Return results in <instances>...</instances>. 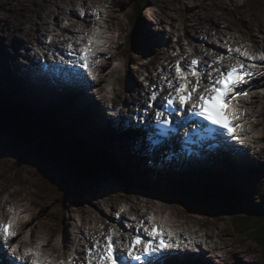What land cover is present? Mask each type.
I'll return each instance as SVG.
<instances>
[{"label":"rangeland","instance_id":"obj_1","mask_svg":"<svg viewBox=\"0 0 264 264\" xmlns=\"http://www.w3.org/2000/svg\"><path fill=\"white\" fill-rule=\"evenodd\" d=\"M21 1L22 0H2L1 2L0 0V18L4 15L5 16L7 15V18H9L8 15L10 14H11V17L13 18L11 22H8L6 20L7 22H3L2 25L0 23V42H2L4 46L6 47L5 53L7 56H11V55L17 56V54L21 52L20 51L21 48L17 45V43H15L16 39L13 34V31H14L13 24L17 25V27L19 28L29 27L30 26L29 22L34 17V15L42 14L45 11L44 9L39 8L40 1H44V0H35L36 4L34 7L32 6L33 0H23L22 2H23L24 7L22 6V4L21 5L19 4L21 3ZM97 1L99 2L102 0H93V2L90 3L89 5L96 6L95 4L98 3ZM129 1H132V0H112L113 4H112V11H111L112 25L114 28L116 26L119 27V30L121 31V37L117 35V40L119 41L120 45L122 42L123 43L126 42V46L128 48L127 51H129L128 53H131L133 50H135V43L137 41L136 40L137 38H134L132 35H134L135 33H139L140 31H142V33L144 34V36L142 37L141 43L145 45V42H146V46L148 49L150 48V44L152 45V47L155 46L156 44L162 45L161 44L162 42H158V41H162L164 38H166V36H168V33H172V36H168V39L171 41V44L173 40L177 38V36H181L185 41L191 38L193 39L202 38L203 37L202 34L196 35L197 31L193 32L192 29L193 27H197V25H201L204 21L210 25H213L210 23L208 14H212L211 16L217 15L215 14V12L225 17L224 23H226V21L235 20L237 24L242 25L241 27L242 30H240V28L238 30H240L243 33L246 30V26L249 25V22H250L249 20H252L250 26H253V27H257V25L253 23L255 22L256 19L260 21L262 19L264 20V0H148V2L146 3V6L144 7V10H145L146 19L150 23L146 22L145 24H143V22H140L143 24V26L140 30H137L136 32L135 28H136L137 15L136 14L131 15L132 12L129 10L128 5H127ZM79 2L82 4L81 0ZM105 5L109 6V2H106ZM227 5L232 8L233 10V12H231L232 14L237 13L239 15V17L241 18L240 20H238L236 17L234 18V15L230 16L229 11L227 9ZM6 6L8 9H6ZM26 9L30 11L31 13L26 12ZM83 10L87 13V8L82 4V6L79 8L82 18L84 16ZM24 13H26V15H23ZM240 14H243V16H240ZM70 18L75 21L78 20L77 22L81 24V19L80 17H78V15L70 17ZM219 18H222V17L220 16ZM1 20L3 19H0V22H2ZM102 20H104V17ZM24 23H27V25L23 26ZM46 23H47L46 20H44L43 26ZM103 25L104 23L102 24V26ZM130 25L131 26L135 25V27L132 28L130 27ZM128 26H129V29H128ZM154 27L158 28V31H157L159 32V34L157 33L158 40L156 39V37L154 38L152 35L153 34L152 32L155 31ZM234 27L235 26L233 25L231 28L228 29V31L231 32L232 30L235 29ZM262 31L264 33V29H262ZM2 32H6V33L3 34ZM125 34L127 37L125 36ZM188 35H190V38ZM236 35L241 37V33H236ZM150 36L152 38H150ZM244 36H245V33H244ZM10 37H12V39ZM129 37L131 41L129 40ZM262 37H264V35L262 36V33H260V38ZM132 39H135V40H132ZM206 42L209 43L210 41L205 40V42L203 43V46L204 44H206ZM225 43L228 44L227 40L225 41ZM210 45H211V42H210ZM23 51L26 52L25 49H23ZM118 52H119V48H117L114 51V54H118ZM151 56L153 55L148 54V52L146 56L144 57L137 56L139 58V65H130L129 69H123V74L129 75V76H135L134 73H137L138 70H140L142 67L147 66L145 64L146 62L149 61V59H151ZM1 57H3V55L0 50V58ZM23 60L24 59H21L22 66H24V63H25ZM116 60L117 61L113 64L112 69H115L117 67V64H118L117 62L120 60L119 55L117 56ZM1 61L3 60L1 59ZM12 62H15L17 65H20V61L19 60L16 61V59L14 60V57L10 59V63L8 67L6 66L4 67V65H1L2 63H0V105H1L0 115H4V113L8 112L9 108H11L9 105V101H14V102L20 103L26 109L30 108L29 109L30 111H28L23 117L26 120L32 122V124L35 125L36 127H37L36 122H39V125H40L39 128H41V124H40V122H42L41 118L46 119L47 123H51V124H48L46 128L41 129L40 132H38L37 129L36 130L33 129L34 126L28 127L23 132H20L19 134L16 133L14 135V138H15L14 139L13 137H11V135H8L4 132V130L8 132L12 131L11 128L9 129V126H7V129H4L6 128V126L5 127L2 126V122H0V174L2 173L0 176V183H5L4 186L7 185L8 189L9 188L13 189L14 192H16L17 186L26 185L27 187L33 189L35 194L39 196L37 197L35 195L37 198H39V200L40 198L42 199L47 198L45 199V204L47 202V206H45L46 210L44 212L41 213V207L34 205L35 212L41 213V216L39 217L40 220L35 221L36 225L41 224L42 228H45L47 230L51 229V230H60V231H63V230L70 231L73 221L77 222L80 218H82L83 209L89 208L91 207L92 204H96V203H97V206L103 211H107L105 210V208L107 207L111 208L109 205H106L104 206L105 208H103V206L100 204L107 197L109 196L114 197L113 193L122 189V186H119V184L124 183V181H121V177L117 179L114 176L115 171H120L123 174L126 173V175L130 176L131 180H133V178L136 180L138 178L132 177L131 175L132 173L134 175L136 173V168L134 167L135 164L127 163L128 162L127 156L124 155L123 152H121L117 148L116 146L117 141L113 137L111 136L107 137L105 136L106 134H103V136H101L95 133L96 129L90 127L89 125V113L88 112L72 111L69 107L65 108V106L63 105V111L66 112L67 115L71 117V120L73 121H75V119L79 117L81 113H87L86 118H84L81 121L78 120L77 127L70 128L73 126L71 120L69 122L66 120L65 121L61 120L60 112H53V113L49 112L50 113L49 116H43V112L40 111L38 108L39 106L38 107H28L24 103V101L22 102L19 99V97L16 94L12 95L11 93L13 91L19 90V92H22L23 90H26V87L24 85H21V87L16 85L20 83L17 82L15 77L13 80L12 75H11L12 78L9 79V83H6L4 81L6 71L8 70V68H10V64ZM3 63L5 64L6 62H3ZM107 65L110 66V62H108ZM261 67L264 68V63H261ZM190 79H194V78H190ZM11 81L13 83H11ZM132 81L133 79H131L130 84L133 87L134 85L132 84ZM23 83H25V81ZM138 86L139 85H137L136 90L138 89ZM109 89H112V88H109ZM136 90L135 92H137ZM114 94H118V90L113 88V91H110V96L113 97ZM33 97L37 98L39 97V94L35 93ZM94 98H96L95 95H94ZM98 100L99 99H97L96 101L95 99L97 103L102 104ZM101 108H102V105H101ZM11 114H13V116L16 117L14 119L21 120V119H18L19 117L15 115V113L13 112H9L8 116ZM31 115L32 116L34 115L35 119L38 118V120H36L35 122V120L33 119ZM262 115H263L262 113L259 114L257 118L258 120L257 126H256L258 129L257 133L264 132V124L263 126H261L262 123H264V117ZM52 119H55V121L48 122ZM54 124H57L59 127L55 128ZM59 129L61 131V133H59L61 140L64 139L63 134L65 132L71 133V131H74L75 134L77 135L75 136V139L78 142L80 141L82 142L83 146L81 145L80 149H82L85 155L87 156L88 154L92 155V153L95 150L102 149L104 147H109L112 151H116L117 155H115L114 153H111L110 156L108 157L105 156L104 158H102V156L101 157L97 156L98 160L102 162H104V160L109 161L108 163L110 165H112V162H114L115 164H118L119 161H121L122 167L119 165H115L113 168V172H112L108 164L100 163V166H99L100 170L97 168H94V166H92V169L97 174H101L100 179L102 183L96 177L95 178L93 177L95 176L93 172H91L90 178L85 179V176H83V174L80 172L81 168L79 170H76L79 164L72 161V158H70L71 154L70 155L68 154L70 152L69 149L67 147H62L65 149V151L59 150L58 149L59 144L56 142V140H53L52 138H50L53 140V142H56L58 144V146L54 149L52 147V144L50 143L51 141H49V139L47 138L49 136V133L56 134L57 132H59ZM87 131L91 132V135H89ZM42 132L44 133V135L42 134ZM24 137L26 138L33 137L35 140L40 139L41 141H43L41 139L43 138L45 140L42 143L40 141H37V142L34 141V143L37 146L40 145L42 148L44 147V149H46L43 152H41V155H39V156H42L41 158H44V159H40L37 153H34V154L29 153V158L27 157L28 154L25 153L27 151L26 150L27 147H26ZM16 140H19L20 142H17ZM72 141L74 140L72 139ZM103 142H105V146H103L104 145ZM95 143H98L101 147L98 148V147L92 146V144H95ZM262 143H263L261 145L262 151L264 152V139L262 140ZM20 152L23 153V156L26 158V161ZM72 154H75V152ZM93 157L94 155L92 156V158ZM31 158H33V160ZM261 159L262 161H264V155L261 156ZM95 166L97 167L98 165H95ZM251 169L253 170L251 174L247 173L245 175V173L244 174L242 173L243 176L240 175L237 179V182H233L234 177L231 179H228L222 176V179H220V174H214L213 179L211 180L205 179L203 182L200 181L201 184L202 183L204 185L206 184L205 188L211 186L209 185V183H212L214 185L213 193L217 194V198L222 199V200H227L228 204L230 203L231 204L229 206L219 205V208L214 207V210L212 211L213 214L212 213L210 214L209 212H207L205 214L199 213V215L198 214H195V215L201 216L202 218H206L211 222L214 220L220 219L219 221L220 225L218 228H208L205 230L206 231L215 230L216 233L221 231V229L224 230V235L220 233L221 235L219 236L225 239L229 245L240 248V251H241V253L239 254H232V253H229L227 250H222L220 252H217L218 259L215 256L214 257L215 260L224 261L223 257H227V255H229L226 258V260L232 262L231 264H235L233 261L238 260V259L242 260L241 264H264V244H261L258 240L259 235L262 232H264V223H261V221L264 222V213H261L260 211L256 210L257 206L258 208L260 207L264 208V202L256 203V201H260V200L264 201V163H262L258 168L255 164L254 168H251ZM4 172H6L7 176H13L14 173L16 175L19 172L21 175L25 176V181L15 182L14 181L15 178L16 180H20V178L19 177L17 178V176H15L14 178L9 179L6 176H4ZM8 172H10V174ZM235 175L237 174L235 173L234 176ZM251 177H254V178H251ZM122 178L125 179L126 177L122 176ZM47 180H49L50 185L47 183ZM207 181H211V182H207ZM12 182H15L16 185L9 184ZM135 182L141 183L139 180L138 181L136 180ZM198 186L199 185H197V187ZM186 187H190V186L186 185L184 188ZM197 187L193 186V187H190V189L191 188L197 189ZM215 187H217V189ZM20 192L23 196H20L15 193V197L17 198L23 197L25 199L26 198L30 199L29 195H27L23 191H20ZM64 192H67L69 195L73 196V200L75 203L79 202V198H80V202L82 204H64L65 200H64V195L62 194ZM137 193L141 194L138 191L129 192V194H132V195H135ZM239 193H240L239 198L241 199L244 205H240L236 202V199L239 196ZM117 195L119 196L118 197L119 199L117 200H120L124 197V193L115 194V196ZM184 196H186V193ZM0 197H2V195H0ZM50 198L54 202L53 204L51 200H49ZM130 201L135 203L136 200L134 198H130ZM13 202H15V200H10V201H7V199L5 200V204L7 205ZM49 202L51 203V206H49ZM136 202L139 203V206H142L143 204L146 203V200L144 198H141V201H136ZM215 203L219 204V202H217L216 199H215ZM171 206L173 205L163 206L162 210L165 211L164 213L160 211L159 207H155V205H153L154 208L152 211H155L153 214L161 215L167 220L171 219L172 221H175L176 219H179L180 221L183 222L184 218H181V217L177 218L173 214L172 209L173 208L184 209V208L180 206L178 207L177 206L171 207ZM190 206L192 209L197 210V212L202 211V208H200L198 204H196V206L194 207L193 203H191ZM227 207H230L231 209H233V214H231V210H229V208ZM261 211H264V209H261ZM135 212H139V211H135ZM218 213L222 217L220 216L217 217ZM250 217L252 218L253 222L259 223L255 225V229L247 228L246 219L247 220L249 219L251 221ZM238 220H242V223H240ZM39 221L41 223L37 224V222ZM244 224L245 226H243ZM253 225L254 224L251 223L250 226H253ZM183 227H185V224L183 225ZM77 228L82 230V228H80V225H78ZM48 233L50 235H53L52 231H48ZM213 263L214 262H211L210 264H213ZM224 263L225 261L223 262V264Z\"/></svg>","mask_w":264,"mask_h":264},{"label":"bare ground","instance_id":"obj_2","mask_svg":"<svg viewBox=\"0 0 264 264\" xmlns=\"http://www.w3.org/2000/svg\"><path fill=\"white\" fill-rule=\"evenodd\" d=\"M34 1L35 0L32 1V3H33L32 6L33 7L36 4V1L35 2ZM79 1L80 0H44V1H40L39 8H42L45 11L42 14L34 15V17L29 22L30 23L29 27L19 28V27H17V25L13 24V27H14L13 34H14L15 39H17V36L23 37L22 39H20L21 42H19L17 45L20 48H22V50L23 49L26 50V53L24 52L26 54V56H25V59L23 60L25 62L24 66L21 65V61H20V65H17L15 62H12L10 64V68H8V70L6 71V75L4 77V81L6 83H9V79H11L12 76H13V80H14V77H15V79L17 80L18 83L20 82V83H22L24 85L26 84L25 78L28 79V76H27V67H28L27 63H30V61H36L37 60L36 56L33 55L32 52H35V49L37 47L40 48L43 45H45V43H46L47 39L49 38V36L53 35L52 31L53 32L56 31V30H53L54 26L52 25L51 22H50L51 23L50 24L47 21L46 17L47 18L53 17L52 20H54V21L58 20L59 24L63 25L62 26L63 28L61 29V31L55 32V34H54V37H55L54 41L55 42L58 39L62 38L61 32H66L67 34L71 35V32H75L76 30H80V29L82 31L83 28L89 27L87 25H84L85 22H88L87 20L85 21V16L87 15V13L83 10L84 16L82 18L81 14H76L74 12L77 11L78 7L80 8L82 6V4L87 8V5L92 3L93 0H81L82 4ZM1 2H2V0H1ZM89 6H92V5H89ZM6 9H8L7 6H6ZM88 10L89 9L87 8V11ZM23 15H26V13H24ZM77 15L81 19V24H79V22H77L78 20L75 21V20L70 18V17L77 16ZM240 16H243V14H240ZM8 17L9 18H7V15L6 16L4 15V16H2L0 18V19H3V20H1L2 22H0L1 25H2L3 22H7V21L11 22V20L13 19L11 17V14L8 15ZM212 17L216 18L213 21V23H214L213 26H208L209 24L206 23L205 21L201 25H198V30L201 32V34H205L204 36L207 35L206 36L207 37L206 40L211 42L210 47L206 51L208 54L214 55L215 52H217V51H219V52L221 51L223 53H226L227 50H228L227 48L230 47V44H232L234 47H237V49L239 48L241 50V52H245L246 51L250 55H252V54L256 53V50H258L260 52V56L264 55V37L260 38V33H262V36L264 35V33L262 31V29H264V25H263L264 24V20L263 19L261 21L256 19L255 22H253L254 24L257 25V27H253V26H250V25L246 26V30L244 32L245 36H246L245 37L244 33L240 31L242 29L239 26L237 28H235L234 30H232L231 32L228 31V29L231 28L233 25L234 26L237 25L235 22H234V24L232 22H229L228 28H227V27L224 26V23L222 22L223 19L219 18L220 17L219 15H214ZM6 19H8V20L6 21ZM44 20H46L47 23L43 26V21ZM101 21H103V20H101ZM249 21L252 22V20H249ZM68 22H70V23H68ZM27 23H24L23 26H26ZM114 26H115V24H114ZM103 27L107 28V26L103 25L102 29H103ZM115 28H116V32H117V30H119V27L116 26ZM154 28H155L154 29L155 31L154 32L150 31V32H152L153 33L152 34L153 37L154 38L156 37V39L158 40V38H157V33L159 34V32H157L158 28H156V27H154ZM239 28H240V30H238ZM192 31L193 32L197 31V27H193ZM2 33L4 34L6 32H2ZM236 33H241V37L236 35ZM84 35H86L87 37H97L100 41H102V43L93 44V48L96 49V56L93 58V63H92V66H91L92 69H93V73L94 72L98 73V77H100L101 66L99 64V59L101 58V52L104 50L105 46H108L111 49H115V48H117V45L115 47L112 45L110 37L108 35H105L104 31H102L100 29V27L97 28L96 33H92V32L87 31V32H84ZM171 36H172V33H171ZM10 38L12 39V37H10ZM150 38H152V37L150 36ZM226 40H227V43H228V44H226L227 46L224 44ZM158 42H162L161 44H164L166 42V38H164L162 41H158ZM87 43H88V38L83 39L81 46L84 47ZM206 44H208V43L206 42ZM0 50H1V53L3 55V57L0 58V63H2L1 65H4V67L5 66L8 67L9 63H10V59L13 56L11 57V56H7L6 55V53H5L6 47L4 46V44L2 42H0ZM141 50H144V55H146L147 52L149 51V49L146 46V42H145V49L141 48ZM194 51H196L195 54L198 55V59L201 60L200 56L205 54V52L197 51L196 48H194ZM183 52L185 54V50ZM186 54H190V53L187 52ZM162 55H163V49H161L159 51V54L157 52L155 53V57L156 58H159V57L161 58ZM240 57L241 58H247V57L242 56V55H240ZM1 59L3 61H1ZM15 59H16V61L18 60L17 58L14 57V60ZM113 59H114V56L112 57V59L110 61H106L105 62L106 66H108L107 65L108 62H110V65H111ZM3 62H6V63L4 64ZM226 62H229L228 58H225L223 63H226ZM259 65L260 64H258V66ZM69 68L71 70H74L75 72H76L77 69H79L74 64H69ZM260 74H261V76H260V79L257 82V86L253 84L254 85L253 90L250 91L251 94H252L253 100L251 102L249 100L248 101L246 100L245 101L246 103L243 102V108L245 110V113L242 116V123H243V126L245 128L248 126V128L250 129L251 141H256V143L261 146L263 144L262 140L264 139V134H263V137L260 136V133H257L258 129H257L256 126H257V121H258L257 118H258L259 114L262 113L263 114L262 116L264 117V110L263 109H259L257 107L254 109V106L258 105L257 101H259V100H261V103L264 104V68H262V67H261V73ZM76 77L82 79L80 76H76ZM111 77H116L115 78V82H120V76H116V75L112 76V73L107 74L106 80L111 78ZM125 78L127 79V77H125ZM128 79H129V77H128ZM45 80H47V77H43V78H40V79H38V78L35 79L36 83L39 84V85H44ZM24 81H25V83H23ZM28 81H29V79H28ZM11 83H13V82L11 81ZM34 87H37V85L34 86ZM48 87L50 89L49 95L51 97H56L57 98L55 100V103L46 104V103L40 102L39 100H34V101H32L30 103V107H36V106L40 107L43 104V106L46 109H49L51 113L60 112L61 120H63V121L66 120L68 122L71 120V117H69L67 115V113L63 111L64 103L67 102L64 105L65 108L69 107L72 111L88 112L89 113V125H90V127L96 129L95 133L98 134V135H101V136H103V134H106L105 136H107V137H109V136L113 137L117 141V143H116L117 148L121 152H123L122 149H121V144H122V142H124V144L126 145V141L125 140L129 139L130 137H129V135L127 133H124L125 132L124 131L125 128L120 123V121H116L114 119V123L111 122V127H110V125H108L107 115L105 114V111L102 109L104 106H103V101H102V99L100 97L91 98L95 94H92L93 96H91L90 95V91L87 90L86 91L87 92L86 95H90V96L84 95L85 98H86L85 101L87 102V105H86V103H83L80 100V98L84 97V96L82 97L81 95L85 93L86 88L82 89V91L80 92L78 97H74V95L76 93L74 90H70V91L69 90H66V91L62 90V89H64V87H61L60 85H58V83H56V85L48 84ZM100 87H103V82L100 85ZM131 87H132L131 84H129V87L128 86H117L116 88H114V89L118 90V96H117L116 100L113 99L110 95L105 98V100H106L105 101V103H106L105 107L107 108V110L110 113L113 112V109H114L115 113L118 114V117L122 118L121 114L124 111H126V109L120 103V101H122V100L127 101L128 99L132 98V96L135 97V95L131 94V91L133 90L132 89L133 87L132 88ZM243 87H244L243 90L246 91V89H247L246 84ZM65 88L68 89V87H65ZM137 91H140V87L139 86H138ZM37 92L40 93V91H37ZM1 94H3V93H1ZM49 95H44V99L47 100ZM95 99H96V101H97V99H99V102H101L102 104L97 103L95 101ZM26 102L27 101L24 100V103H26ZM80 103L82 105H80ZM101 105H102V108H101ZM79 106H82V107L80 108ZM10 109L11 108H9V110ZM39 110L43 112V109H39ZM176 115L178 117V114H176ZM4 117H6V116L0 115V122H2V126H4V127L6 126V128H4V129H7V126H9V129L11 128V130L13 131L14 129H12L11 122L6 120ZM32 117L35 120V122H36V120H38V118L35 119L34 115ZM37 117H39V116H37ZM86 117H87V113H81L80 116L75 119V121L71 120L73 126L70 127V128L77 127L78 120L81 121V120H83ZM259 118H261V117H259ZM41 119H42V122H40V124L41 123L43 125L51 124V123H47L46 119H43V118H41ZM102 120H103L104 128H101V127H99L97 125ZM53 121H55V119H52V120H50L48 122H53ZM113 124L117 127V130L120 133H123V135H119V134L115 133L114 128L112 127ZM36 125H37V127L35 125H33L34 126L33 129H35V130L37 129V131L40 132L41 129L39 128V126H40L39 122H36ZM54 125L56 127H59L57 124H54ZM122 130L124 132H121ZM243 131H245V130H243ZM87 132H88L89 135H91V132H89V131H87ZM66 133H69V132H66ZM74 133H75L74 131H71V133H69L70 135L68 134L69 137H70V140L74 139V137L71 136V135H74ZM17 134H19V133H17ZM112 134H114V135H112ZM207 136L209 137V134ZM24 138H25V140L27 138H32L33 141L37 142V140H35L33 137H27V138L24 137ZM133 138H136V137H133ZM98 139H100V138H98ZM119 139H122L123 141H120ZM240 140H242V139L240 138ZM103 143H104L103 146H105V142H103ZM239 144H240V142H237V144H232V145L233 146H237ZM92 146L98 147V148L101 147L98 143L92 144ZM135 146L139 147V151H142V150L145 151L146 150L145 145L143 147H140L138 145H135ZM227 146H229V145L227 144ZM240 147L242 148V147H245V146L242 144ZM249 147H250V149H249V151H250L249 152V158L250 159L249 158L243 159V157H241V159H239L240 155L243 154V149L240 150V155H235L233 153L232 149H228V150H226L227 151L226 155H225V152H221V155H224V159H223V157H221L219 155H217L219 157L215 156V153H213V154H209V158H207V160H209V161L214 163V165H215L214 168H216L215 169V174H220V179H222V176H224L225 178H228V179H231V178L234 177L233 182H237L238 177L240 175L243 176V174H244V173L242 174L241 172H239L238 168H236L235 165L237 163H239L240 167H241L242 163L247 165V161L249 160V164L252 165L251 166L252 168H254L255 164H256V166L258 168L262 163H264V162H262V159L257 156L258 154H261V151H262L261 148L255 146V144H254L253 151H252L251 150V145ZM111 153H114L115 155H117L116 151H112L109 147H104V148L100 149V153L98 154V156L99 157L100 156H103V157L107 156L108 157V156H110ZM93 154L94 153H92V155L89 158L90 162L93 161V158H92ZM253 154H256V156H254ZM127 161H128L127 162L128 164H132V163L135 164L134 167L136 168V173H135V175L132 173L131 174L132 177H137L138 179H136V180L137 181L139 180L141 182V183H138V184L143 186V187H146L148 189L155 190V189L158 188L160 191H162L163 188H166L167 186L172 184L176 179H178L179 176H181V175L173 176L174 179L172 180V182H170L168 180V176H165L164 174H162L161 170L159 168V167H161L160 165H164L165 168H168L169 165L165 164L162 160H160L159 157L152 159V161H154V163L156 164V169L153 172V176H148V174L146 173V170L148 168L147 165H148V161H149L147 158L141 159V163H137L136 161H132L128 157H127ZM99 162L102 164V163H106L108 161L104 160V162H102V161H99ZM219 162H223L222 165H225L227 163L228 165L226 167H228V168H225L224 170H221V168H220L221 164ZM233 162H236V164H232ZM259 162H261V163H259ZM127 163H126V165H127ZM95 165H98V164H96V163L92 164V165L90 164L89 167L90 168H92V166L96 167ZM115 165H119V166L122 167L121 161H119L118 164H115L114 162H112V165H111L112 166V169H111L112 172H113V168H114ZM209 166H210V162H204V163L201 164L196 159L194 161L191 160L190 163L186 167L190 171H192V172H194L196 174H191L190 176H188V178L183 183H180V185H182L183 188L186 185H188L190 187H193V186L197 187L196 183L199 182V184H198L199 186L197 188H199V187L201 188V186H204V184L203 183L201 184L200 181L203 182L205 179L207 180V177L212 175V174L206 173V172H205V174H202V173H204V170L207 167H209ZM237 167H239V166H237ZM178 168H180V166ZM117 172L121 173L120 171H115V175L114 176L117 179H119V177H121V181H124V182H135L136 181L134 178H133V180H131L130 176L126 175V173L125 174L121 173L122 174L121 175V174H119ZM181 172H182V170H179V173H181ZM252 172H253V170L250 168L248 171L245 172V175L247 173L251 174ZM8 173L10 174V172H8ZM39 173H40V171H39ZM235 173L237 175L234 176ZM1 174H0V176H1ZM4 176H6L9 179L10 178H14L15 176H17V178L19 177L20 180H16V178H15V180H14L15 182H23V181H25V176L21 175L19 172L16 175L14 173L13 176H7L6 172H4ZM122 176H124L126 178L124 179V178H122ZM90 177H91V175L89 176V178ZM93 177L95 178V176H93ZM202 177H203V179H202ZM9 179H8V181H9ZM211 179H212V176L209 177L208 180H211ZM15 182H12V183H9V184H15L16 185ZM207 182H211V181H207ZM47 183L50 185L49 180H47ZM135 183H137V182H135ZM4 184L5 183H0V186H1L0 187V195L7 194V196L9 197V199H7V201L15 200V193L20 195V196H23L20 191H23L24 193H26L27 195L30 196V199L26 198V200L28 201L29 206L25 207V211H23V215H26V216H29V217H27L28 221L25 224L22 225V228H26L27 227V228H29L30 232H33V237H34L33 241L36 240V242H32L34 247L36 246L37 243H39L41 246H43V250L45 252H47L48 254H50V255L61 254V253H63V249L69 247V245H71L73 242H75V240L79 236L82 237V238L87 237V234H86L87 230L86 229H85V231L83 230V232H84L83 234H80V233L77 232L78 228L76 226V222H74L73 220H72L73 223L71 222L72 223V227H71L70 231L63 230L65 232L60 231V230H51V229L47 230L45 228H42V225L39 224V223H41L40 221L37 222V224H39V225H36L35 221L36 220H40L39 217L41 216V213L46 210L45 206H47V202L45 204V199H47V198H45V199L40 198V200H39V198H37L39 196L37 194H35L33 189L27 187L26 185L17 186L16 192H14L13 189H10V188L8 189V186L7 185L4 186ZM2 187H4V188H2ZM52 187H53V185H52ZM190 187H186V188L190 189ZM58 188H59V186H58ZM5 191H7V193ZM200 194H202V193H195V195H200ZM113 195H114V197L110 196V197H107L105 200H103V202L104 201H108V204L111 207V208H109V207L105 208L103 206V208H105V210H107V211H103L102 209H100L97 206V203L96 204H92L91 207H89V208L83 209V215H82V220H81L82 223L80 224V228H82L85 224H88V223L99 222L101 220H105V218H107L112 211L121 212L123 207L126 206V205H129V206H128V209L125 210L124 213L122 214L123 218L125 217L126 213L139 211V208L141 206H139V203L136 202V201H141V198H134L136 200L135 203L130 201V198L132 196L133 197H141L142 194H138L137 193L135 195H132V194L127 193V197L124 200H122L121 202H117V203H114V201L119 196H115L114 193H113ZM144 199L146 200V203L144 204L145 206H152L153 207V205H155V207H159L160 208L161 212L165 213V211L162 210V207L163 206H167L168 205L167 203H165L164 201L159 202V201H156V200H151L150 198H144ZM213 199L214 200H212V202L215 201L216 197L214 196ZM49 200H51V198ZM216 201L220 203L223 200L222 199H220V200L216 199ZM51 202H52V204L54 203L52 200H51ZM79 202H80V198H79ZM230 204H227L226 206H229ZM34 205H37V206L41 207V213H39V212L36 213L35 212ZM49 206H51L50 202H49ZM174 206H177V203L173 204V206H171V207H174ZM214 207L219 208V206H216V205H214ZM227 208H229V210H231V214H233V209H231L230 207H227ZM8 209H9V205L5 204L3 207L0 208V213L6 211ZM150 212L153 214L155 211L150 210ZM172 212L177 218H180V217L184 218V221L182 222L179 219H176L175 221H172L171 219L167 220L163 216L155 214V215L158 216L156 218V221L161 226L165 225V226L170 227L171 229L173 228L175 230V232L181 236V238H183V236H185V235L193 233V232H190L192 230L190 228V226L200 227V228H202L201 231L205 232V229L218 228L219 225H220V222H219L220 219H217V220H214V221L211 222V221H209L206 218H202L201 216H198V215H195V214H190L185 209H182V208L181 209L173 208ZM29 213H30V215H29ZM137 213H139V212H135V214H137ZM101 217H102V219H101ZM217 217H219V216L217 215ZM143 218H145V215L143 216ZM21 220L24 221L23 219H21ZM184 224H185V227H183ZM122 225H123V221H122ZM48 231H52L53 235H50L48 233ZM38 232H40L39 235H36ZM220 233H222L224 235V230L221 229V231H219L218 233L210 234L211 239L216 234L219 236ZM41 234H43L42 237H41ZM208 234H209V231H208ZM122 235H124V234L120 233V237ZM120 242H121V240H120ZM55 243H57V248L52 247L53 245H55ZM212 243L215 246H208L207 244L203 243L204 244L203 253L198 257V260H201L203 264H210L211 262H213V258H208V256L205 255L206 251L210 253L211 257L216 256L217 259H218L217 252H220L222 250H227L229 253L233 254L234 252H237L238 249H239L238 253H241L240 248H238L236 246L229 245L227 243V241L225 239H223V238L220 240V243H221L220 246H216V245L219 244V242H217V241L212 240ZM58 245H59V247H58ZM92 245H91V247H92ZM121 246L122 247L124 246V244L122 242H121ZM73 251H74V248H73ZM0 256H1V254H0ZM226 258L227 257H223V259L225 261L224 264H231L232 262L226 260ZM178 262H179V259L175 258L173 260L172 264H179ZM218 263L219 264H223L222 262H218Z\"/></svg>","mask_w":264,"mask_h":264},{"label":"snow or ice","instance_id":"obj_3","mask_svg":"<svg viewBox=\"0 0 264 264\" xmlns=\"http://www.w3.org/2000/svg\"><path fill=\"white\" fill-rule=\"evenodd\" d=\"M98 43H102V41L97 37H88V43L79 49L78 53L75 51L70 53V55H75L77 61L81 62L80 67L85 71L91 67L93 58L96 56V49L93 48V44ZM68 47L72 48V45L69 44ZM229 51L231 52L232 49H229ZM235 51L240 52L242 56L247 57L249 60L255 61L258 59L246 51L241 52L239 48ZM228 59H232V57L229 56ZM259 59L264 60V55L260 56ZM224 60L225 57L221 55L215 63L222 64ZM199 64V59H193L191 61V69L185 70L178 61L175 65V79L178 83H174L168 80L167 76H164V80L167 81V88L172 90L165 97L167 106H190L194 116L226 130L233 139H239L236 129L243 126L236 123V121L241 119L242 115L238 101L240 95L247 97L249 93L247 91H238V89H240L241 85L248 83V78L253 75L251 69L255 68L256 64H245L237 59L226 71L216 68L215 72L219 73V75L212 77L209 74L210 78L204 84H202V73L198 70ZM190 78H194V80ZM156 95L153 92L150 99L155 100ZM162 117H164L163 111L156 112V120L161 121ZM162 122L171 123L170 120ZM132 219L136 218L132 217ZM149 219L152 221L150 227L146 226L145 222L141 220L138 222L136 231L139 232L140 229H143L146 236L151 239L146 240L140 235H136L128 245V257L134 261L143 262L145 256H152L153 254L180 247L179 243L173 240L174 234L155 222V216H150ZM15 228L16 221L14 217L8 219L6 223H0V237H2L4 245H8L10 240L15 241L17 236ZM116 234L115 229L110 230L105 242L97 241L95 252L92 249L88 250L87 264H128L127 257L122 252L118 253L117 245L119 242L114 240ZM137 248L140 251H137ZM12 250L16 252L22 251L19 259L26 262V264H52V260L42 252L39 243L34 248L21 250V245L18 242H14ZM59 264H65V262L60 261ZM148 264H152V262L148 261Z\"/></svg>","mask_w":264,"mask_h":264},{"label":"trees","instance_id":"obj_4","mask_svg":"<svg viewBox=\"0 0 264 264\" xmlns=\"http://www.w3.org/2000/svg\"><path fill=\"white\" fill-rule=\"evenodd\" d=\"M145 1H147V0H145ZM132 2H133V0H132ZM133 9L135 10V12L138 14V15H140V11H141V8H140V5L138 4V1H136V4L133 6ZM132 13H133V11L132 10H130ZM130 11H128V12H130ZM132 13H131V15H132ZM139 44H135V49H137V47H140V46H138ZM45 127H43V129H44ZM55 128H56V126H55ZM59 133H61V131H60V129H59V132H57L56 134H49V136L47 137L48 139H49V141H51L50 143L52 144V147L53 148H56L57 146H58V144H59V150H64L65 151V149L64 148H62V147H67L68 149H69V155H70V158H72V161H74V162H76V163H78L79 164V166H77V170H79L80 168H81V173L83 174V176H85V179L86 178H89V176L91 175V172L93 171V169L92 168H90L89 167V165L91 164L92 165V162H90V154H88V156L87 155H85V153L83 152V150L82 149H80V147H81V145H82V142L80 143V142H78L76 139H75V136H77L75 133H74V135H71V136H73L74 137V141H72V140H70V137H69V135H68V133H64L63 134V136H64V139H60V135H59ZM43 134V133H42ZM66 137V138H65ZM50 138H52L53 140H56V142L58 143H56V142H53V140L52 139H50ZM37 139H39V138H37ZM43 141H45L43 138H41ZM70 141V143H69V141ZM37 141H40L41 143L43 142V141H41L40 139L39 140H37ZM64 144H65V146H64ZM56 145V146H55ZM83 146V145H82ZM26 152L25 153H27L28 154V156H27V154H26V156L29 158V153L30 154H34V153H37V154H39V155H41V152H43L44 150H46V149H44V147L42 148L40 145L39 146H37L36 147V145L34 144V145H32L31 147H27L26 148ZM46 152V151H45ZM75 152V154H72V153H74ZM21 153V152H20ZM23 153H24V151H23ZM23 153H21V155L23 156ZM24 157V156H23ZM99 157V156H98ZM101 157V156H100ZM25 158V157H24ZM39 158L40 159H44V158H41L40 156H39ZM102 158H104L103 156H102ZM94 159V158H93ZM25 161H26V158H25ZM95 168V167H94ZM90 171V172H89ZM94 172V171H93ZM215 202V201H214ZM261 202H264V201H262V200H260V201H256V203H261ZM216 206H218V205H216ZM256 206H257V204H256ZM261 209H264L263 207H260ZM260 208H258V206L256 207V210L257 211H260L261 213H264V211H261V209ZM236 215V214H235ZM250 219H251V221L248 219H246V221H247V228L249 229V228H253V229H255V225L256 224H259V223H255V222H253V220H252V218L250 217ZM240 223H242V220H238ZM251 223H253L254 225L253 226H250L251 225ZM261 223H264L263 221H261ZM243 226H245V224L243 225ZM258 240H259V242L261 243V244H264V232H262L260 235H259V237H258Z\"/></svg>","mask_w":264,"mask_h":264},{"label":"water","instance_id":"obj_5","mask_svg":"<svg viewBox=\"0 0 264 264\" xmlns=\"http://www.w3.org/2000/svg\"><path fill=\"white\" fill-rule=\"evenodd\" d=\"M6 120L11 122L12 125V129H14L13 131H5L4 132L8 135H11V137L14 138L15 133H20L23 132L26 128L31 127L28 123H26L25 121H21V120H15V119H11L9 117H4ZM9 137V136H8ZM15 139V138H14ZM17 142H20L19 140H16ZM26 143V147H31L32 145H34V141L32 140V138H27L25 140ZM36 145V144H35ZM37 147V145H36ZM39 156V154H37ZM42 157V156H40ZM33 160V158H31Z\"/></svg>","mask_w":264,"mask_h":264}]
</instances>
